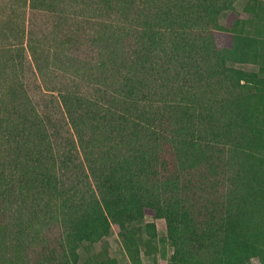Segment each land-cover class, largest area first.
<instances>
[{"label":"trees","instance_id":"16d2710c","mask_svg":"<svg viewBox=\"0 0 264 264\" xmlns=\"http://www.w3.org/2000/svg\"><path fill=\"white\" fill-rule=\"evenodd\" d=\"M236 1L90 0L97 30L77 27L65 44L81 66L99 62L109 89L51 88L60 120L35 105L19 72L27 51L40 73L49 68L37 24L46 13L55 26L61 0L19 1L31 13L28 43L0 48L3 76L19 78L0 76V212L11 213L0 220V264H80L82 244L103 242L113 225L131 264L166 258V243L169 264H264V1L248 0L250 19ZM16 32L23 39L26 27ZM248 64L258 70L237 67ZM79 146L93 179L83 196L62 177ZM147 217L166 221L162 248ZM52 231L55 241L31 235ZM103 255L84 264H119Z\"/></svg>","mask_w":264,"mask_h":264},{"label":"rangeland","instance_id":"374dc122","mask_svg":"<svg viewBox=\"0 0 264 264\" xmlns=\"http://www.w3.org/2000/svg\"><path fill=\"white\" fill-rule=\"evenodd\" d=\"M20 0H0V48H6L9 45L24 43L27 45L28 36H29V14L31 19V13L28 10H25L22 4L19 2ZM264 1V0H263ZM248 0H237L235 2V7L237 11L241 14V17L244 19H250L252 16L244 11V8L247 4ZM92 3V2H91ZM90 0H61V7L59 9L60 14L57 18V24L53 26V20L50 22V26L46 22L48 19V15L44 14L41 18H39V23L37 24L40 29V33L38 36H44L41 38V46L38 52V57L41 58L44 65H49V68L45 69L44 73H40V71L36 68L33 58L31 57V53L27 51V56L30 59V63L26 65L25 71L20 74L21 80L24 82L26 90L29 96L32 97L35 105H37L40 109H43V105H47L51 108V112L57 111L58 113L54 116V119L57 118L60 120L62 118L63 105L61 102V95L59 92H50L51 88H58L62 86H66V88L70 91L78 90L77 92L84 96H91L94 94L95 90H102L105 96H107V92L103 86L101 85V81L104 82V77L98 78L99 72H96L97 65L99 62L95 60L92 63L84 66L78 62V54L75 53L72 49L67 46L66 43V35H69L70 32H73L77 27L78 29L86 28L90 25L91 29L94 30L95 24L100 20L96 11V6L93 5L90 9ZM20 6V7H19ZM88 22V23H86ZM92 22V23H91ZM224 22V20H222ZM80 23V24H78ZM78 24V25H77ZM26 27V36L21 39V36L16 39L18 28L23 29ZM44 26V27H43ZM97 30V29H96ZM93 34H89L88 37L91 38ZM5 50V49H4ZM85 54V55H84ZM88 54L85 51L82 52L80 56L83 58ZM6 56V55H5ZM93 56V55H88ZM31 57V58H30ZM89 58V57H87ZM46 61V63H45ZM72 64V66H71ZM238 68H244L248 71H257L258 66L255 65H243ZM5 66L0 65V76L5 70ZM94 72V73H93ZM9 81H17L19 78L13 76L10 71H7L4 76H6ZM9 74V75H8ZM93 75V77H90ZM3 76V77H4ZM101 80V81H100ZM197 90L198 87H197ZM203 93H199L198 96ZM163 102H152L154 108L152 110H157L163 106ZM41 106V107H40ZM159 106V107H157ZM62 112V113H61ZM68 129V127H66ZM71 135V132L69 136ZM79 160L77 165L70 164L71 170L69 172L63 173V180L67 183V188L72 191V194L75 193L79 196H83V194L90 193L93 187V179L89 176V170L87 167V161L85 157V150L83 148H78L76 151ZM76 170V171H74ZM74 172H77L79 176L74 177ZM86 172V173H85ZM74 179H71V178ZM11 213L7 210H2L0 212V220H10ZM147 222H154L157 225V246L160 248L163 247V244L159 245L160 240L166 239L168 235V227L165 219H153L151 217L146 218ZM112 234L104 239L103 242H100L95 247H91L85 245L87 243H83L80 256L81 259H87L91 254H101L104 253L103 256L98 257L100 261L105 260L106 257H113L120 261L127 260L126 252L123 244V239L120 236V228L117 225H113ZM7 239V244L10 245L15 243L17 239H14L11 234H5ZM11 237H10V236ZM16 235V234H14ZM33 237L47 236L50 241H55L61 234H31ZM32 237V238H33ZM23 238L24 242H30V234H25ZM34 247L39 248V245L35 239H32ZM39 250V249H35ZM143 250H147L143 248ZM165 250L167 253L166 258L161 256L160 252L152 253L148 257H144L143 259L146 261L145 264H154V259L158 261L159 264H169L171 256L173 255L174 248L170 243H166ZM107 253V254H106ZM144 262V261H143ZM252 264H260L257 258L252 260Z\"/></svg>","mask_w":264,"mask_h":264},{"label":"crops","instance_id":"0c3cea01","mask_svg":"<svg viewBox=\"0 0 264 264\" xmlns=\"http://www.w3.org/2000/svg\"><path fill=\"white\" fill-rule=\"evenodd\" d=\"M95 246H96V245H95ZM95 246H90V248H91V247H95ZM125 254H126V259H127V260L120 261L119 258L117 257V260H118L119 264H131V260H130L129 256L127 255V253H125ZM80 255H81V254H80ZM94 255H95V254H91L90 257H87V259H84V260L81 259L80 264H84V263H86L87 261H90V259L93 260V258L95 257ZM110 258H115V256L110 257ZM115 259H116V258H115ZM145 263H146V261L144 260L143 264H145ZM91 264H96V263H95V261H93V263H91Z\"/></svg>","mask_w":264,"mask_h":264}]
</instances>
